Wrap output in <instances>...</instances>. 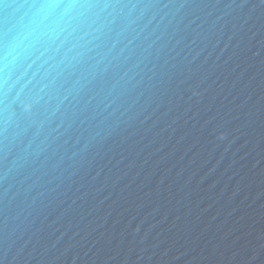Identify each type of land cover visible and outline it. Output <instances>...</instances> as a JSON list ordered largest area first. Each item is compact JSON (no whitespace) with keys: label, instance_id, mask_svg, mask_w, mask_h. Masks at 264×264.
I'll list each match as a JSON object with an SVG mask.
<instances>
[{"label":"water","instance_id":"water-1","mask_svg":"<svg viewBox=\"0 0 264 264\" xmlns=\"http://www.w3.org/2000/svg\"><path fill=\"white\" fill-rule=\"evenodd\" d=\"M171 2L184 50L105 138L27 197L0 182L5 264H264V0Z\"/></svg>","mask_w":264,"mask_h":264},{"label":"clouds","instance_id":"clouds-1","mask_svg":"<svg viewBox=\"0 0 264 264\" xmlns=\"http://www.w3.org/2000/svg\"><path fill=\"white\" fill-rule=\"evenodd\" d=\"M183 7L171 0H0L5 194L15 182L16 194L27 197L51 183L45 177L73 168L76 157L105 138L120 109L123 116L131 107L133 94L138 98L184 50L177 51L184 39H177Z\"/></svg>","mask_w":264,"mask_h":264}]
</instances>
